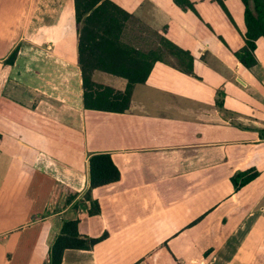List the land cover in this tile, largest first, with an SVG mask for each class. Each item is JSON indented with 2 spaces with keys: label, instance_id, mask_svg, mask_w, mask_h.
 <instances>
[{
  "label": "crops",
  "instance_id": "obj_1",
  "mask_svg": "<svg viewBox=\"0 0 264 264\" xmlns=\"http://www.w3.org/2000/svg\"><path fill=\"white\" fill-rule=\"evenodd\" d=\"M111 1L192 57L191 71L155 60L122 112L84 107L74 0H42L22 32L0 3V264H43L74 219L80 234L106 235L60 264H264V37L246 68L234 54L242 0ZM92 79L126 84L101 70ZM90 153L120 172L91 190L94 215ZM244 170L258 175L235 191Z\"/></svg>",
  "mask_w": 264,
  "mask_h": 264
},
{
  "label": "trees",
  "instance_id": "obj_2",
  "mask_svg": "<svg viewBox=\"0 0 264 264\" xmlns=\"http://www.w3.org/2000/svg\"><path fill=\"white\" fill-rule=\"evenodd\" d=\"M182 9L194 10L190 0H173ZM224 9V0H215ZM244 4V45L234 54L246 67L257 63L256 40L264 37V0H242ZM74 15L77 28V55L84 90V107L106 111L122 112L128 108L132 90L136 84L144 83L155 60L163 59L166 52L175 58L177 64L187 65L191 71L192 57L165 37H160L163 47L142 48L125 43L123 33L127 21L133 16L111 0H74ZM166 48L167 51L162 49ZM18 52L15 46L3 60L13 64ZM167 61V60H166ZM170 62V61H169ZM174 63V62H171ZM101 70L126 80L123 90L97 84L92 73ZM89 186L84 198L90 200L88 214L100 213L97 200L91 197L95 187L117 181L120 172L109 153H90L88 158ZM258 172L244 170L231 176L234 190L254 179ZM78 219L64 221L59 234L52 242L43 264H60L66 249L90 250L106 233L98 237L82 235L77 230Z\"/></svg>",
  "mask_w": 264,
  "mask_h": 264
},
{
  "label": "rangeland",
  "instance_id": "obj_3",
  "mask_svg": "<svg viewBox=\"0 0 264 264\" xmlns=\"http://www.w3.org/2000/svg\"><path fill=\"white\" fill-rule=\"evenodd\" d=\"M0 3L6 8L4 12L5 17L7 16L8 18H10L9 23H6L7 29L11 27V29L17 28L18 30V28L20 27V32H22L25 29V21H28V17H32V12L39 11V9H36V7H39V5L42 3V0H0ZM28 32L29 34H31L32 30H28ZM123 40L128 44H136L139 46V48H142L145 51L149 50V48H151L152 46H155L156 48L163 47L162 43H160V45H155L157 41L161 42L159 35L146 31L143 28L142 22L135 17H132L127 21V25L123 33ZM19 46L20 45H17L18 50L20 48ZM162 50L167 51L166 48ZM21 51L23 54L24 49ZM26 51L32 54V45L29 46L28 50ZM161 57H163V59L167 61L174 63L176 62L175 58H173L172 55L170 56L166 52H163L161 54ZM26 80H28V77L26 78Z\"/></svg>",
  "mask_w": 264,
  "mask_h": 264
}]
</instances>
